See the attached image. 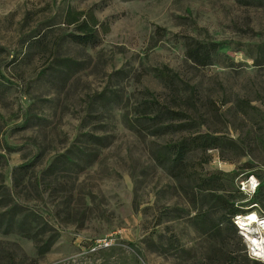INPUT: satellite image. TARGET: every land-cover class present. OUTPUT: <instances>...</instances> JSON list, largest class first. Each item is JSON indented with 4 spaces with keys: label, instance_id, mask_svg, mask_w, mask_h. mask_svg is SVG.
<instances>
[{
    "label": "rangeland",
    "instance_id": "rangeland-1",
    "mask_svg": "<svg viewBox=\"0 0 264 264\" xmlns=\"http://www.w3.org/2000/svg\"><path fill=\"white\" fill-rule=\"evenodd\" d=\"M68 7L93 12L97 46L62 38ZM0 76V214L36 217L27 237L0 227V264H256L192 219L197 175L220 172L243 210L237 168L264 179V0H0ZM205 133L244 147L194 151L172 177L160 150Z\"/></svg>",
    "mask_w": 264,
    "mask_h": 264
},
{
    "label": "trees",
    "instance_id": "trees-1",
    "mask_svg": "<svg viewBox=\"0 0 264 264\" xmlns=\"http://www.w3.org/2000/svg\"><path fill=\"white\" fill-rule=\"evenodd\" d=\"M63 24L67 28L71 27L72 31L65 34L62 38H65L66 40L80 47L93 48L99 44L98 29L102 28L103 26H101L91 10L77 11L72 7H68L66 8L63 16ZM43 38L44 35L38 32L37 34L33 35L27 43L29 46H34L42 50L45 49V42L43 41ZM214 50L215 49H213V51ZM191 51L192 52L189 54V59L195 64L201 66L209 64L211 51H209L205 45L197 43L195 48H193ZM62 61L68 62L69 60ZM70 62L71 61H69V63ZM64 65L71 67L68 64ZM152 119L154 120L155 118ZM225 139L226 138L224 136H215L214 134L205 133L190 135L177 141L176 143H168L163 146L162 150H160V153L162 154V160L160 163L165 165L167 172L172 177L181 178L182 175H178V173L185 175L184 172L188 168L187 161L189 154L194 151L200 150L201 152H206L211 149H223L226 144H228V146L230 145L236 147L237 150L241 148L243 149L244 147V143L239 139L236 141L227 139L228 142H225ZM256 141L257 139L254 138L253 142ZM261 145L262 147L260 148V151H262L264 154V142H262ZM57 161H60L62 164L67 162L73 164L72 161L66 156H59ZM205 162L207 163L208 160ZM256 168L257 166H255L253 163H243L237 168V171L239 172V179L244 180L251 176H257L260 178V172L255 171ZM217 175H220V172H208L204 173L203 175H197L195 184L197 187V192L206 205H203L205 208H200L197 210L192 220L194 225L200 226L199 230L202 233L209 234L213 238L220 237L224 242H227L230 241L235 234L237 235L236 228L232 223V218L237 213L242 212L243 209L238 204L239 202L232 200L233 197L222 194L223 187L222 184L219 183ZM258 182V188L256 189L254 195L250 198H247L245 195L244 197L239 189H236V193L247 199L249 205H264V179L261 181L258 180ZM18 213L19 209L15 207V205L5 212H2L0 214V227L3 228L4 233L16 231L22 236L24 235L27 237L26 233H28L29 229L26 228V224L30 222L28 220L29 216H32L31 220H34L36 217L31 214H26V216L24 215L19 217ZM211 213H218L221 215L216 223H211V220L209 219V215ZM223 222H225L224 226H222ZM49 244L50 243H48L47 247H49ZM130 247L133 248V246ZM35 248L37 254L44 253L41 246L37 245ZM134 252L138 254L135 249ZM257 263L259 262H256V264Z\"/></svg>",
    "mask_w": 264,
    "mask_h": 264
},
{
    "label": "built area",
    "instance_id": "built-area-1",
    "mask_svg": "<svg viewBox=\"0 0 264 264\" xmlns=\"http://www.w3.org/2000/svg\"><path fill=\"white\" fill-rule=\"evenodd\" d=\"M253 181V182H252ZM259 182L253 176L239 182L238 189L250 198L258 188ZM247 197V196H246ZM246 220V223L242 221ZM237 232V236L245 246V254L251 261L264 262V249L254 250V238L257 236L254 228L260 229V234L264 236V205L252 204L248 209L239 212L232 218ZM260 241V239H259Z\"/></svg>",
    "mask_w": 264,
    "mask_h": 264
},
{
    "label": "bare ground",
    "instance_id": "bare-ground-1",
    "mask_svg": "<svg viewBox=\"0 0 264 264\" xmlns=\"http://www.w3.org/2000/svg\"><path fill=\"white\" fill-rule=\"evenodd\" d=\"M242 222L246 223V220H243ZM254 230H255L254 233L257 235L254 238V241H253V244H254V247H255L254 250H263L264 249V236H263V233L260 234V229L254 228ZM259 239H260V241H259Z\"/></svg>",
    "mask_w": 264,
    "mask_h": 264
}]
</instances>
